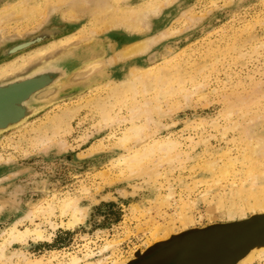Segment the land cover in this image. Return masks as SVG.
<instances>
[{
  "label": "rangeland",
  "instance_id": "1",
  "mask_svg": "<svg viewBox=\"0 0 264 264\" xmlns=\"http://www.w3.org/2000/svg\"><path fill=\"white\" fill-rule=\"evenodd\" d=\"M121 1L0 0L1 52L65 25L1 57L0 78L70 42L106 49L77 75H97L90 88L0 134V264H183L264 225L240 223L264 214V0ZM135 152H149L138 166Z\"/></svg>",
  "mask_w": 264,
  "mask_h": 264
},
{
  "label": "water",
  "instance_id": "2",
  "mask_svg": "<svg viewBox=\"0 0 264 264\" xmlns=\"http://www.w3.org/2000/svg\"><path fill=\"white\" fill-rule=\"evenodd\" d=\"M64 29V24L50 26L44 32H41L40 35H31L16 45L7 48V50L3 49L2 52L0 49L2 53V55L0 53V58H6V55L52 34H59ZM85 47L94 48L96 50L95 54L73 56L66 70H60L51 75L43 73L46 66L58 57L80 48L83 50ZM105 55L106 49L100 46L98 41L87 39L84 41L79 40L78 42H70L64 47H58L38 60L27 64L23 69L0 78V134L21 125L31 116L43 111L51 104L77 96L85 89L90 88V85L98 81V76L95 75L90 79L79 81L77 75L81 77L86 75L87 72H91L93 65L89 69H82V67L87 63L103 59ZM41 68L44 69L40 70ZM257 219H264V214L253 216L246 221H240V223ZM213 229L193 230L190 233L200 235L202 233H208ZM225 234L226 239L219 240L222 245L219 244L220 247H217V249L211 245L206 246L202 242V246L205 247V251L203 252L204 260L198 259L196 255L195 257L191 256L193 261H190L189 256L183 253L180 255V258H182L181 262L183 264H202L207 259L209 261L207 264H225L231 256L238 252L240 253V257L233 262V264H238L251 252L252 248L247 249L248 242L264 234V225L253 232L239 230L238 232L228 231ZM188 244L192 245V239ZM164 246V243L159 244L157 250H161ZM157 250L154 249L153 252ZM170 256L172 255L166 254L161 256L158 260L159 264L168 261ZM179 260L177 258L174 264H179Z\"/></svg>",
  "mask_w": 264,
  "mask_h": 264
},
{
  "label": "bare ground",
  "instance_id": "3",
  "mask_svg": "<svg viewBox=\"0 0 264 264\" xmlns=\"http://www.w3.org/2000/svg\"><path fill=\"white\" fill-rule=\"evenodd\" d=\"M46 1H49V0H46ZM64 1V0H63ZM67 1V0H66ZM123 1V0H122ZM122 1H121V3H122ZM139 2V1H138ZM150 2V1H149ZM120 3V4H121ZM124 3V2H123ZM104 4V3H103ZM150 3H148L147 2V4L145 5V6H150L149 5ZM9 5V4H8ZM76 5H78V4H76ZM156 5V4H155ZM155 5L154 6H150V7H152V8H150V7H148L150 10L152 9L153 10V7H155ZM6 6V5H5ZM47 6H48V4H47ZM51 6V5H50ZM104 6V5H103ZM109 6V5H108ZM56 7V6H55ZM58 7V6H57ZM77 7V6H76ZM98 7V6H97ZM107 7V6H106ZM47 8V7H46ZM54 8V7H53ZM75 8V7H74ZM102 8V7H101ZM48 9H50V8H48ZM78 9V8H77ZM96 9V8H95ZM94 9V10H95ZM99 9V8H98ZM72 10V9H71ZM79 10H82V9H79ZM79 10H77L78 12H79ZM92 10V9H91ZM90 10V11H91ZM101 10V9H100ZM99 10V11H100ZM105 10V9H104ZM111 10V7L108 9V10H106V11H110ZM116 10V9H115ZM132 10V9H131ZM141 10V11H140ZM83 11V10H82ZM81 11V12H82ZM98 11V10H97ZM99 11L97 12V16H96V18L99 16L98 14H100L99 13ZM105 11V12H106ZM135 11H137V16L138 15H143L144 13V15H146V12H148V9H147V7L146 8H144V9H139V10H135ZM134 10L130 13V15H133V12H135ZM71 12V11H70ZM88 12H89V10H88ZM96 12V11H95ZM95 12L92 10L91 11V13H94L95 14ZM101 12H103L104 13V11H101ZM47 13V12H46ZM73 14H74V12H72ZM108 13H110V12H108ZM6 14H8V13H5V15ZM77 14H79V13H77ZM90 14V13H89ZM107 13H105L104 15H106ZM127 14V13H126ZM125 14V12H121L119 15L120 16H125L126 15ZM79 15H81V13L79 14ZM91 15V14H90ZM143 15V16H144ZM77 16V15H76ZM6 17H7V15H6ZM74 17V16H73ZM106 17V16H105ZM132 17V16H131ZM134 17V16H133ZM132 17V18H133ZM4 18V17H3ZM3 18H1L0 19V21L3 19ZM103 19V18H102ZM112 19V18H111ZM119 21V18L117 19L116 18V20L115 21ZM122 20V19H121ZM121 20H120V22H121ZM111 21L112 20H110V22L108 23V25H111L112 26V23L113 24H115V21H114V19H113V21H112V23H111ZM126 21H127V23H129V20H128V18L126 19ZM124 21H122L121 23H123ZM117 24H119L120 25V23H118V22H116V26H117ZM124 24H126V22L124 23ZM118 25V26H119ZM114 26V25H113ZM96 32V31H95ZM142 41L143 42H145V44H146V39H142ZM147 44H148V42H147ZM146 44V45H147ZM142 45H143V43H142ZM146 45H144L145 46V48H146ZM134 46V47H133ZM131 48H134V49H130V47H129V50H126V54H127V56L129 55V54H135V52L136 51H138V49H139V51H140V49L143 47H141V43H138V44H136V45H133ZM145 48H142L141 50H145ZM128 49V48H127ZM136 50V51H135ZM123 51V50H122ZM144 52V51H143ZM122 53V52H121ZM137 53V52H136ZM122 54H125L124 52L122 53ZM125 54V55H126ZM60 63H63V60H60L59 61ZM54 67V69H48V70H44L43 71V73H47V74H49V75H51L52 73H55V72H58V71H60V70H65L66 68L65 67H63V66H58V67H56V66H53ZM56 69V70H55ZM157 79H159V78H157ZM132 86V85H131ZM132 88H134L133 86H132ZM130 89V88H129ZM134 91L135 89H131L130 91ZM110 110V109H109ZM104 115H107V114H104ZM138 127V128H137ZM137 127H133V129L131 130V131H133L134 132V134H135V136H136V133H137V135H138V132L140 131V129H139V127L140 126H137ZM143 129V128H142ZM143 131V130H142ZM140 133V132H139ZM142 133V132H141ZM134 134L132 135L131 134V136L133 137L134 136ZM134 136V137H135ZM129 137H130V135H126V137H125V139L127 140V139H129ZM137 137V136H136ZM124 139V140H125ZM156 143V145L158 146V149H160L161 147L160 146H162V144H163V142L161 143H157V142H155ZM255 145V144H254ZM253 145V146H254ZM170 146V145H169ZM169 146H166V148H165V150L166 151H168V150H171L172 148H170ZM160 147V148H159ZM164 147V146H163ZM172 147V146H171ZM152 148H154V147H152ZM152 148H150L149 149V152H151V150H154L155 148L157 149V147H155L154 149H152ZM256 149L255 147H252V149ZM157 149V150H158ZM163 149V148H162ZM258 150V149H257ZM148 151V150H147ZM253 151V150H252ZM149 152L147 153L146 152V154L145 153H143V154H140V152H135L133 155H131L130 157H129V160H130V162L135 166V165H140V163H141V161H142V157H144V156H147V154H149ZM254 152H256L255 150H254ZM152 153H153V151H152ZM141 157V158H140ZM145 158V157H144ZM254 164V163H253ZM208 167V166H207ZM66 208H68V207H71L72 209H73V204H72V202H66ZM260 207V206H259ZM264 206H262V208H263ZM76 214H77V209H76V211H75V213H74V215H73V217H72V219L70 220V225H74L76 222H77V220H78V218L76 217ZM14 230V229H13ZM35 232V234L38 236V237H42V233H41V231H39V229H37V230H35L34 231ZM155 233V232H154ZM27 234H30V231H26L25 233H21V232H18V233H14L13 235H14V239H21V238H23L24 236H26ZM250 248H252L251 249V252L240 262V264H251L254 260H256V259H262V260H264V234H261L260 236H257V237H255L254 239H252L251 241H249L248 242V245H247V249H250ZM238 257H240V253L237 255V256H235L233 259H231V261H230V263L229 264H233V262L238 258ZM229 262V261H228Z\"/></svg>",
  "mask_w": 264,
  "mask_h": 264
},
{
  "label": "flooded vegetation",
  "instance_id": "4",
  "mask_svg": "<svg viewBox=\"0 0 264 264\" xmlns=\"http://www.w3.org/2000/svg\"><path fill=\"white\" fill-rule=\"evenodd\" d=\"M248 245V244H247ZM239 253L237 252L236 254H234L233 256H231L228 260H227V262L225 263V264H229L230 263V261H231V259H233L235 256H237ZM233 257V258H232ZM229 261V262H228Z\"/></svg>",
  "mask_w": 264,
  "mask_h": 264
}]
</instances>
